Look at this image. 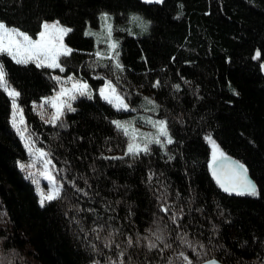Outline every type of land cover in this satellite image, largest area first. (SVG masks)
Listing matches in <instances>:
<instances>
[{
    "label": "trees",
    "instance_id": "1",
    "mask_svg": "<svg viewBox=\"0 0 264 264\" xmlns=\"http://www.w3.org/2000/svg\"><path fill=\"white\" fill-rule=\"evenodd\" d=\"M103 11L113 19L123 71H112L104 63L90 67L97 60L98 47L96 36L85 35V29L97 28ZM132 12L152 21L148 32L132 35L127 31L141 33L140 26L129 20ZM57 18L72 28L65 42L74 51L66 58L63 74L83 76L95 90L94 98L73 102L77 111L65 113L67 128L45 124L33 111L32 101L52 94L56 85L51 74L58 70L40 69L31 62L17 64L6 53L0 54V60L5 62L11 84L21 92L18 102L30 129L37 133L33 139L50 152L57 179L75 177L93 198L75 193L65 180L64 198L40 206L36 186L16 165L18 159L27 162L30 157L11 127V100L0 90V264H8L9 259L12 264H90L92 259L118 258L115 243L105 247L104 237L110 229L101 230L100 240L91 233L86 240L70 221L76 212L68 205L76 203L84 209L79 216L88 228L97 213L102 214L101 223L111 217L110 224L121 229L114 234L115 242L121 249L128 248L125 258L131 254L139 264H167L168 257L174 264H184L177 255L180 252L193 264L213 257L226 264H264V76L260 68L264 62V0H164L163 4L0 0V19L33 35L44 19ZM257 49L261 56L254 58ZM94 72L106 74L113 82L120 77L117 87L131 104L128 111H118L99 98L104 79ZM157 79L160 86L154 87ZM177 83L179 90L173 88ZM128 114H135L142 125L147 124L144 117L167 118L175 136L167 147L174 159L168 160L155 144L151 153L135 159L123 155L105 159L124 153L127 137L111 120ZM208 133L248 166L261 196L230 195L219 188L207 167L211 155L205 139ZM149 170L157 174L151 181ZM161 185L167 186L168 199L158 201L156 197L164 192ZM169 200L177 210L185 206L180 226L159 207ZM88 208H95L96 213H88ZM165 224L171 233L166 242L173 247L163 254L159 249L149 252L146 240L139 246L126 244L129 237L135 241L138 234L151 236L148 229L155 231ZM184 231L187 239L201 241L205 249L182 244L176 233L183 235ZM93 247L99 251H91Z\"/></svg>",
    "mask_w": 264,
    "mask_h": 264
},
{
    "label": "snow or ice",
    "instance_id": "2",
    "mask_svg": "<svg viewBox=\"0 0 264 264\" xmlns=\"http://www.w3.org/2000/svg\"><path fill=\"white\" fill-rule=\"evenodd\" d=\"M147 3H160L163 4L164 0H146ZM101 18L106 22L103 27L106 28V35L104 43L107 48L104 50L97 49L95 56L97 60L90 64V67L95 69L97 64L104 63L105 66L111 65L112 71H123L125 65L120 60L119 41L112 37L114 26L110 20L111 13L103 11L99 14ZM179 16L180 13H177ZM130 19L137 21L141 28V33L132 32L131 29L127 31L131 32L132 35H140L144 32L149 31V25L152 21L145 19L138 13H131ZM72 31L71 26L61 23L57 19L48 20L44 19L39 27V31L35 35L30 34L28 31L22 30L19 26L10 25L5 20L0 19V54L6 53L12 61L17 64L28 65L30 62L34 63L37 68L40 69H58L60 72H65L67 66V59L73 53V48L65 42V36ZM85 35H97L91 32L89 29H85ZM99 42V36L97 35ZM261 56V50L257 49L254 58ZM261 70H264V63L260 65ZM47 74V73H46ZM97 77H103L104 83L99 86V98L107 101L115 109L128 110L131 104L125 99L124 92L117 87V83L120 77H117V82H113L106 74L101 72L93 73ZM51 79L54 81L56 87L52 89L51 95H46L40 98L39 102L32 101L33 111L38 112L43 123L51 124L59 128H67L68 124L64 120L66 112H76L77 109L74 107L73 102L77 101L78 98L87 97L89 99L94 98V89L89 84L88 80L83 76L77 77L74 73H67L65 75H59L55 71L51 74ZM154 87L160 86V80L157 79L154 82ZM173 88L179 90L181 84L177 83L173 85ZM0 90L6 93L7 97L11 100V113L9 115V121L11 127L15 130L16 134L20 137L24 144V148L29 153V160L27 162L17 160L16 165L24 172L25 178L30 179L36 186L35 190L39 197V204L41 207L49 204L58 199H62L65 185L67 184L75 189V193H83L87 199H92V192L88 191L84 187H80L75 177L68 178L64 177L63 180L57 179L54 174L55 170L51 167L53 164L50 152L44 148L39 147L36 140L33 139L34 135H37L33 129H30L27 124L24 110L18 102V98L21 96L20 90L14 87L8 79V72L3 60H0ZM234 93L239 95L236 89H232ZM153 105H156V101L149 97H145ZM158 107V106H157ZM155 110V109H154ZM147 123L151 124L156 131L153 133L142 132L141 129L135 127L133 117L129 121H122L119 119L111 120V123L116 127L117 131L123 132L128 138L127 147L123 154H117L114 157H104L105 159H118L123 156H131L133 159L139 157L141 154H149L153 151L152 145H158L159 149L167 154L168 160H173L174 156L169 152L167 145L172 144L175 140V136L169 126L167 118L155 119L153 117H144ZM55 134V133H53ZM205 139L211 145V156L207 160V167L214 178L216 184L225 193L238 194V195H249L252 197L261 196V189L257 180L253 179L249 175L248 166L232 156H230L213 138L211 133L205 135ZM101 156H104L101 153ZM37 163L42 167L37 168ZM34 170V171H33ZM67 171V169H64ZM157 175L154 171L149 170L148 180L151 181L153 177ZM40 177H44L47 180V188L41 186ZM85 184L88 188L91 185L88 184L85 179ZM164 188V192L157 196V200L161 198L167 200V186L161 185ZM180 193L177 191V196ZM194 197H189V200H193ZM70 208L74 209L76 215L70 216V221L73 222L79 231L84 233L85 239L88 240V235L91 233L95 240L101 239V230L110 229L107 235L104 237L105 247L111 248L115 243V247L118 251V258L109 256L106 260L101 261L92 259L90 264H139L138 261L133 259L131 254L127 255L128 248L121 249L119 243L114 240V234L121 231L120 228L110 224L111 217L105 220L103 223L100 222L99 216L102 214L97 213V219L92 221V227H86V222L83 217L79 216L81 211H84L79 205L69 204ZM107 206V205H106ZM159 207L165 212L170 213L171 221L180 226V217L185 215L184 205H181L180 209L175 208V202L169 200L167 204L160 203ZM190 208V205H189ZM199 211V209H197ZM88 213H96L95 208H88ZM67 214V213H66ZM167 225L163 227H157L155 231L148 229L151 232V236H142L138 234L134 241L132 237H129L126 241L127 245H142L146 240L145 247L149 252L152 249H159L160 254H163L165 249H170L173 244L166 242L171 233L166 232ZM219 227L213 224V228ZM177 238L182 244L187 245L193 250L205 249V244L197 240L192 242L187 239L188 233L180 232L176 233ZM91 243V241H89ZM161 243L163 246L161 247ZM91 251H99L98 248L93 247ZM183 259L184 264H193L192 259L184 252L177 254ZM8 264H12L11 259L8 260ZM167 264H174L173 258H167ZM202 264H222V261L213 257L212 259H205Z\"/></svg>",
    "mask_w": 264,
    "mask_h": 264
},
{
    "label": "rangeland",
    "instance_id": "3",
    "mask_svg": "<svg viewBox=\"0 0 264 264\" xmlns=\"http://www.w3.org/2000/svg\"><path fill=\"white\" fill-rule=\"evenodd\" d=\"M132 13H136V12H132ZM139 14V13H138ZM48 20H53V19H48ZM110 20L113 24V19H112V16L110 17ZM131 23H134V25L138 26L139 27V23L137 21H134V20H131L129 19ZM133 21V22H132ZM106 22L101 18L100 16V25L95 28L94 30H92V32L96 33L98 36H99V42H98V39H97V35H95L96 37V45L98 47L99 50H104L107 48V45L104 43V38H105V35H106V28L103 27V25L105 24ZM112 37L118 41V38L117 36L115 37L114 35V30H113V33H112ZM100 44V45H99ZM119 50V49H118ZM58 70V69H56ZM57 74L59 75H65L63 74V72H60L58 70V72H56ZM99 89V88H98ZM51 95V94H50ZM125 111H128V110H125ZM135 114H128L126 115L123 119H119V120H122V121H129L131 120L133 117H134ZM132 117V118H131ZM134 124H135V127L138 128V129H141L142 132H147V133H153L156 131V129L152 126V125H148L145 124V125H142V123H137L136 120H134ZM127 142H128V138H127ZM126 147H127V144H126ZM126 150V149H125ZM210 151H211V146H210ZM28 152V151H27ZM29 154V153H28ZM211 156V155H210ZM42 167V165H40L39 163H37V168H40ZM34 171V170H33ZM40 183H41V186L44 187L45 189L47 188V180L46 178L44 177H40Z\"/></svg>",
    "mask_w": 264,
    "mask_h": 264
},
{
    "label": "water",
    "instance_id": "4",
    "mask_svg": "<svg viewBox=\"0 0 264 264\" xmlns=\"http://www.w3.org/2000/svg\"><path fill=\"white\" fill-rule=\"evenodd\" d=\"M261 63H264V62H261ZM262 74H263V76H264V70H262ZM231 156V155H230ZM233 157V156H232ZM235 158V157H234ZM237 159V158H236ZM239 160V159H238ZM249 175H250V173H249ZM251 176V175H250ZM252 177V176H251ZM253 178V177H252ZM214 179V178H213ZM254 179V178H253ZM230 195H238V194H230ZM210 259H212V258H210ZM196 264H202V261L201 262H198V263H196ZM222 264H226V263H224V262H222Z\"/></svg>",
    "mask_w": 264,
    "mask_h": 264
}]
</instances>
